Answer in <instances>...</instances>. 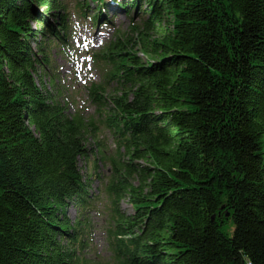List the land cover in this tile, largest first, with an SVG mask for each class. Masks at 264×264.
<instances>
[{
	"label": "trees",
	"instance_id": "16d2710c",
	"mask_svg": "<svg viewBox=\"0 0 264 264\" xmlns=\"http://www.w3.org/2000/svg\"><path fill=\"white\" fill-rule=\"evenodd\" d=\"M74 16L115 29L97 122L48 69ZM103 129L113 154L88 144ZM94 215L101 264H264V0H0V264H100Z\"/></svg>",
	"mask_w": 264,
	"mask_h": 264
},
{
	"label": "rangeland",
	"instance_id": "374dc122",
	"mask_svg": "<svg viewBox=\"0 0 264 264\" xmlns=\"http://www.w3.org/2000/svg\"><path fill=\"white\" fill-rule=\"evenodd\" d=\"M75 23L73 25V34L71 39V49L69 51L60 52L58 46L51 50L52 67L48 68L49 71L53 70L58 75L56 79V92L59 90L61 94L58 95L61 101L68 103L70 113L79 112L84 117L85 121H98V115L95 112V107L90 103L88 97V87L93 82H99L101 75L93 61V55L98 53L103 45L108 42L114 35L115 29L113 27L102 26L94 28L87 22L86 25L79 23L74 16ZM120 26L122 31L129 32V22L123 15L117 16L114 21ZM72 32V30H71ZM53 73V72H52ZM51 73V75H52ZM47 84H49V76L44 77ZM77 111V112H76ZM91 134L88 139V144L94 148L98 147L102 152L108 155L113 154L114 144L109 138L106 130H99ZM90 134V135H91ZM99 143V145H98ZM100 158V154L90 155L87 160H81L80 166L83 172L88 175L93 173L106 174L109 168L108 163ZM100 160L99 162H97ZM99 182H94V187H98ZM124 210L131 211L129 205L122 203ZM68 214L74 217L76 210L69 209ZM225 218V217H224ZM96 222L95 232L93 236V253H89L90 257H96L97 262L104 263L109 257V251L106 246V239L104 233L103 218L94 215ZM228 235H232L234 225L227 221L226 226L223 228ZM96 264V263H94Z\"/></svg>",
	"mask_w": 264,
	"mask_h": 264
},
{
	"label": "water",
	"instance_id": "95a60500",
	"mask_svg": "<svg viewBox=\"0 0 264 264\" xmlns=\"http://www.w3.org/2000/svg\"><path fill=\"white\" fill-rule=\"evenodd\" d=\"M227 217L229 216V213H227V215H226Z\"/></svg>",
	"mask_w": 264,
	"mask_h": 264
}]
</instances>
